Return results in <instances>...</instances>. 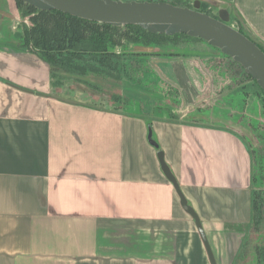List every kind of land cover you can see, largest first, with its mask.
I'll use <instances>...</instances> for the list:
<instances>
[{
	"label": "crops",
	"instance_id": "crops-1",
	"mask_svg": "<svg viewBox=\"0 0 264 264\" xmlns=\"http://www.w3.org/2000/svg\"><path fill=\"white\" fill-rule=\"evenodd\" d=\"M201 1L264 42V0ZM0 2L12 24L22 19L16 0ZM160 151L215 264H242L254 158L234 129L64 100L46 62L1 41L0 264H214Z\"/></svg>",
	"mask_w": 264,
	"mask_h": 264
},
{
	"label": "rangeland",
	"instance_id": "rangeland-1",
	"mask_svg": "<svg viewBox=\"0 0 264 264\" xmlns=\"http://www.w3.org/2000/svg\"><path fill=\"white\" fill-rule=\"evenodd\" d=\"M120 1L145 2L150 0ZM155 1L160 2V0ZM161 2L187 5V7L193 8V3L188 5L189 1L187 0H164ZM0 6L4 7L5 4L0 2ZM219 8L218 5L213 6L214 10L210 12L218 17ZM234 16L236 21L233 24L236 27L241 24L245 33L253 38L242 23L240 16L236 12ZM15 20L12 24V21L6 18L0 10V42L20 46L25 41V36L17 32L22 29L21 25L24 23L29 27L32 23L29 20H19L17 17ZM174 43L176 42L156 46L153 50L150 48H147L146 51L142 48L136 49L149 53L146 56V78L141 77L142 83L139 85L127 81L115 83L111 79L96 77H91V80L89 77L91 85H88L77 81L75 76L67 74L71 78H67L68 80L64 78L63 84L57 86L54 95L64 100L85 103L102 110L117 111L129 115L227 126L234 129L247 142L253 158L260 161L263 156L261 151L264 147V94L257 83L249 79L240 67L230 62L221 51L213 46L202 44L199 41L182 42L176 46L173 45ZM180 51L187 54L188 57L175 58L174 56L159 55ZM177 62H187L190 72L181 70L174 74V70H171L172 64L176 67ZM94 84L102 90H93ZM115 94L127 97L128 102L132 101L131 104H123L118 101L115 103L112 99V95ZM117 106L121 108L117 109ZM262 164L263 168L259 170L260 175L264 169V161ZM263 188L264 185H258L257 182L253 185L258 203L263 201ZM260 247L263 250L261 254H259ZM261 256H264V224L260 226L252 221L248 228L242 264L264 263Z\"/></svg>",
	"mask_w": 264,
	"mask_h": 264
},
{
	"label": "trees",
	"instance_id": "trees-1",
	"mask_svg": "<svg viewBox=\"0 0 264 264\" xmlns=\"http://www.w3.org/2000/svg\"><path fill=\"white\" fill-rule=\"evenodd\" d=\"M16 1L22 20L28 19L32 25L31 27L25 23L21 25L22 29L17 33L24 35L25 41L20 46L16 45L15 47L33 53L50 66L52 88L54 91L57 86L63 84L64 78H71L67 74L75 76L77 81L88 85H91L89 83V77L90 80L91 77H96L111 79L115 83L127 81L129 83H135L136 85L141 84L142 80L140 78H146V56L149 53L138 51L136 50L137 48H142L146 51L147 48L153 50L156 46L172 44L173 42H176L173 44L176 46L179 43L182 44V42L190 41H199L202 44L211 46L200 38L189 37L186 34H177L174 36L153 34L137 25L113 26L97 23L76 18L56 10L40 11L21 0ZM190 3L189 1L188 5ZM173 4L179 7H187V5L181 6L176 3ZM212 10H214L212 4L202 2L201 12L216 17L213 12H210ZM235 21V16L231 14L230 24L254 41L264 51V42L248 36L245 33L246 31L243 30L244 28L241 27V24H238V27L233 24ZM179 40H182V42H179ZM159 55L174 56L176 58L181 56L185 57L187 54L180 51L178 53H164ZM225 57L240 67L249 79L255 81L246 73L240 64L226 55ZM92 88L97 91L102 90L95 84ZM126 98L121 95H112L115 103L118 101L123 104H131L132 101L128 102ZM116 108L120 109L121 107L117 106ZM262 152L263 156H261L260 161L254 158L253 185L255 182L258 185H264V169L261 175L259 173V170L263 168L264 147L262 148ZM262 191L264 192V188ZM256 196L257 194L253 190L252 221L263 226L264 196L263 201L259 203ZM262 251L260 247L259 254ZM261 258L264 259V256H261Z\"/></svg>",
	"mask_w": 264,
	"mask_h": 264
},
{
	"label": "water",
	"instance_id": "water-1",
	"mask_svg": "<svg viewBox=\"0 0 264 264\" xmlns=\"http://www.w3.org/2000/svg\"><path fill=\"white\" fill-rule=\"evenodd\" d=\"M40 11H59L87 21L113 26L137 25L153 34L174 36L186 34L200 38L240 64L264 93V51L250 38L230 24L228 10L218 11V17L201 12V0L193 8L179 7L168 2H139L120 0H21ZM149 141L158 148L152 132ZM158 157L167 178L174 184L183 208L196 221L209 256L215 264L202 224L189 206L180 186L165 162L164 153Z\"/></svg>",
	"mask_w": 264,
	"mask_h": 264
}]
</instances>
